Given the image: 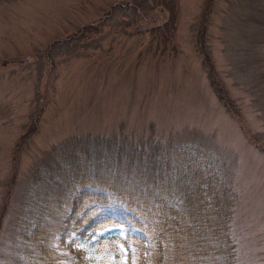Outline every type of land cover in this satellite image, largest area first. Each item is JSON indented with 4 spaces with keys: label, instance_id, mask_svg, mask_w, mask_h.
Instances as JSON below:
<instances>
[{
    "label": "rangeland",
    "instance_id": "rangeland-1",
    "mask_svg": "<svg viewBox=\"0 0 264 264\" xmlns=\"http://www.w3.org/2000/svg\"><path fill=\"white\" fill-rule=\"evenodd\" d=\"M88 138L143 161L174 149L166 180L180 175L185 203L215 169L234 194V264H264V0H0V264L17 261L32 172ZM94 239H65L61 263L128 262Z\"/></svg>",
    "mask_w": 264,
    "mask_h": 264
},
{
    "label": "trees",
    "instance_id": "trees-1",
    "mask_svg": "<svg viewBox=\"0 0 264 264\" xmlns=\"http://www.w3.org/2000/svg\"><path fill=\"white\" fill-rule=\"evenodd\" d=\"M74 144L81 147V155L59 158L63 150L53 148L45 164L32 172L35 182L17 216L15 264H62L59 244L72 234L78 239L95 237L98 252L119 257L120 249L128 250L126 264L133 259L138 264H234L229 233L234 194L215 169L199 170L198 188L185 203L180 175L176 184L173 174L166 180L174 149L157 145L143 161V153L116 147L112 139L88 138ZM36 185L43 197L34 192ZM62 206L68 207L64 215ZM187 213L191 222L184 218ZM198 221L203 239L192 237ZM121 227L135 249L120 231H109Z\"/></svg>",
    "mask_w": 264,
    "mask_h": 264
}]
</instances>
